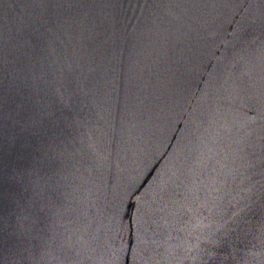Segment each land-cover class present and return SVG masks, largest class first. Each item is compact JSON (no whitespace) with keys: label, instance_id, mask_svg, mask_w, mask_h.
<instances>
[{"label":"water","instance_id":"1","mask_svg":"<svg viewBox=\"0 0 264 264\" xmlns=\"http://www.w3.org/2000/svg\"><path fill=\"white\" fill-rule=\"evenodd\" d=\"M0 264H264V0H0Z\"/></svg>","mask_w":264,"mask_h":264}]
</instances>
